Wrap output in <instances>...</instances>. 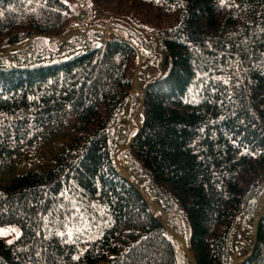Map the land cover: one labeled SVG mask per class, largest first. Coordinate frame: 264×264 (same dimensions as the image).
<instances>
[{
	"label": "trees",
	"instance_id": "obj_1",
	"mask_svg": "<svg viewBox=\"0 0 264 264\" xmlns=\"http://www.w3.org/2000/svg\"><path fill=\"white\" fill-rule=\"evenodd\" d=\"M87 1L0 0V264H264V0Z\"/></svg>",
	"mask_w": 264,
	"mask_h": 264
},
{
	"label": "rangeland",
	"instance_id": "obj_2",
	"mask_svg": "<svg viewBox=\"0 0 264 264\" xmlns=\"http://www.w3.org/2000/svg\"><path fill=\"white\" fill-rule=\"evenodd\" d=\"M71 9L76 12H80L82 17V22L78 24L84 25L89 28L93 25H96L97 20H95L91 14H89L90 4L87 0H63ZM123 150V148H120ZM15 231L11 228L0 227V239L6 242L11 241L15 236Z\"/></svg>",
	"mask_w": 264,
	"mask_h": 264
},
{
	"label": "water",
	"instance_id": "obj_3",
	"mask_svg": "<svg viewBox=\"0 0 264 264\" xmlns=\"http://www.w3.org/2000/svg\"><path fill=\"white\" fill-rule=\"evenodd\" d=\"M142 100H143V97H142V99H141L140 104L142 103ZM134 123L137 124V118H135ZM128 147H129V145L125 146V147L123 148V150H127ZM256 234H257V224L255 225V229H254V237L256 236ZM182 245H183V243H182ZM183 249H184V253H185V255H187L186 250H185V246L183 247ZM238 262H239V261L236 260V261H234V264H238Z\"/></svg>",
	"mask_w": 264,
	"mask_h": 264
},
{
	"label": "bare ground",
	"instance_id": "obj_4",
	"mask_svg": "<svg viewBox=\"0 0 264 264\" xmlns=\"http://www.w3.org/2000/svg\"><path fill=\"white\" fill-rule=\"evenodd\" d=\"M125 175H126V174H125ZM251 202L254 203V202H255V199H252ZM260 206H261V204H259V206L257 207V209H258ZM257 209H256V210H257ZM258 220H259V218H258ZM256 224H257V227H258V221L256 222ZM256 224H255V225H256Z\"/></svg>",
	"mask_w": 264,
	"mask_h": 264
},
{
	"label": "snow or ice",
	"instance_id": "obj_5",
	"mask_svg": "<svg viewBox=\"0 0 264 264\" xmlns=\"http://www.w3.org/2000/svg\"><path fill=\"white\" fill-rule=\"evenodd\" d=\"M9 242H11V241H9Z\"/></svg>",
	"mask_w": 264,
	"mask_h": 264
}]
</instances>
